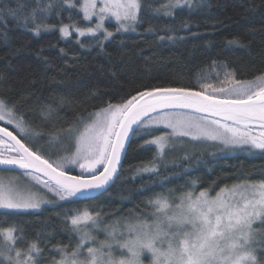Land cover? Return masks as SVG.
I'll list each match as a JSON object with an SVG mask.
<instances>
[{"label": "snow or ice", "instance_id": "6c2138e0", "mask_svg": "<svg viewBox=\"0 0 264 264\" xmlns=\"http://www.w3.org/2000/svg\"><path fill=\"white\" fill-rule=\"evenodd\" d=\"M65 5L76 7L72 0H48L47 3L34 0L30 11V5L21 0H17L16 7L7 3L0 5L3 28L0 35L8 41L9 20L39 35L41 29L50 27L45 23L49 15L53 12L59 15ZM184 5L195 7L193 0H167L155 8L147 0H83L80 5L83 18L90 21L96 16L95 27L62 24L59 32L62 37H69L72 28L78 37H96L103 29V38L97 40L103 47V41L114 35L104 28L106 17H114L117 32H135L144 14L162 13L173 17V9ZM181 26L188 29L189 23L183 21ZM168 31L174 29L169 26ZM158 38L174 39L171 35ZM229 43L239 44V41L233 39ZM225 82L219 88L201 83L204 91L183 87L145 89L120 103L109 101L106 107L92 114L90 122L81 120L83 130L74 124L47 133L50 147L65 136L69 144L74 141L75 150L59 163L46 158L42 148H33L24 142L30 134L37 138L45 134L31 130L23 115H17L16 105L0 98V122L11 125L16 132L7 126L0 127V166H4L0 169L4 174L0 175V209H39L42 204L68 201L85 193L107 192L119 178L130 134H139V129L163 125L171 130L161 135L144 133L152 136L145 144L156 147L160 161L166 158L176 137L232 147L247 146L264 152V73L247 81L236 79L234 72L225 73ZM208 89L223 94V98L206 94ZM63 102L61 99V105ZM169 109H189L208 115L173 113ZM150 113L157 115L152 117ZM42 114L45 118L49 115ZM209 116L221 119H208ZM253 125L260 129L258 134H253ZM155 159L138 171L159 176ZM77 164L80 174L70 175L68 165ZM16 169L21 170L20 175L6 176ZM41 188L56 200L46 198ZM120 211L107 220L100 211L88 209L66 215L63 223L71 226L76 242L54 245L48 252L47 264H264V255H257L258 248L264 250V180L225 185L214 196L209 189L197 193L193 182L188 191L179 195L174 189L154 192L139 212L130 210L127 215H120ZM23 232L15 224L0 226V264H43L46 259L45 248L41 247L43 234L38 233L28 241ZM22 242L24 246L19 247Z\"/></svg>", "mask_w": 264, "mask_h": 264}, {"label": "trees", "instance_id": "16d2710c", "mask_svg": "<svg viewBox=\"0 0 264 264\" xmlns=\"http://www.w3.org/2000/svg\"><path fill=\"white\" fill-rule=\"evenodd\" d=\"M21 2L28 3L30 11L34 0ZM72 2L75 8L65 5L59 15L50 14L45 21L50 27L41 29L39 35L18 27L12 20L7 24L8 41L0 35V98L16 105L17 115H23L31 130L45 134L43 138L30 134L24 142L42 148L43 155L53 162L70 156L73 142L69 144L65 136L50 147L47 133L74 124L79 130L81 120L106 107L109 101L117 104L137 91L152 88L204 91L201 83L214 88L224 86L225 73L234 72L236 79L246 81L264 73V0H193L195 7L175 8L173 17L144 14L135 32H117L116 24L108 21L105 28L114 35L103 41V47L97 43L103 31L96 37H78L76 33L62 37V24L91 25L79 10L80 1ZM147 2L155 8L167 0ZM5 3L17 6V0H0V5ZM183 21L189 23L188 29L181 26ZM29 26L35 28L33 24ZM169 26L174 31H168ZM149 27L154 30L147 31ZM162 35L174 39L160 40ZM233 39L239 44H230ZM78 40L85 46L81 47ZM206 94L223 98V94L212 93L211 89ZM42 113L49 115L45 118ZM7 127L16 134L12 126ZM154 129V135L165 133L163 128ZM142 130L133 134L119 178L107 192L58 201L38 211L0 210V226L15 224L24 230L28 241L42 233L41 247L46 251L43 264H47L48 252L54 245L76 242L71 226L63 223L66 215L88 209L100 211L107 220L117 210H121L120 215L144 210L146 200L164 189H174L179 195L195 182L197 193L209 189L212 195L225 185L264 180V152L260 150L243 147L224 153L172 151L160 161L155 147L145 144L152 136ZM154 157L159 176L138 171ZM69 170V174L77 175L74 169ZM18 246L23 247L24 242ZM257 255H264V250L258 248Z\"/></svg>", "mask_w": 264, "mask_h": 264}, {"label": "rangeland", "instance_id": "374dc122", "mask_svg": "<svg viewBox=\"0 0 264 264\" xmlns=\"http://www.w3.org/2000/svg\"><path fill=\"white\" fill-rule=\"evenodd\" d=\"M79 1H80V4H79V7H80V5L83 3V0H79ZM79 10H80V8H79ZM81 14L83 15L82 11H81ZM86 21H88V20H86ZM108 21H110L112 23H115L117 28H118V24L116 23L114 17H111V16L106 17V19L104 21V28H105L106 22H108ZM88 22L91 23V25L89 27H95V24L98 22L97 17L93 16L92 19L90 21H88ZM69 30H70V32H72V34L75 33V31L72 28H70ZM101 31H103V29ZM101 31L98 32V33H101ZM120 32H124V31H120ZM127 32H130V31H127ZM212 95H217V94H212ZM170 112H173V113H190V114L195 115V116H200V115H198L196 113L186 112V111H170ZM94 113H92V114H94ZM92 114L90 116H88L87 118H85V120H83V122H85V123L90 122V117L92 116ZM156 115L157 114L153 115L152 117H154ZM208 119H210V118H208ZM0 124L2 126H11V125H5L4 122H0ZM154 128H163L165 130V132H170L171 131L170 129L164 128L163 125H159V126H155L153 128H150L148 130L143 129L142 133H145V131L153 132V131H155ZM79 130H83V124L82 123H80V129ZM158 130H160V129H158ZM252 131H253V134H258L260 129L257 126L253 125L252 126ZM72 146H73V148L75 150L74 141H73ZM152 146H154V145H152ZM243 147L248 148L247 146H239V147L225 146V145H223V144H221L219 142H213V141L194 142V141H191L189 137H182V138L181 137H176V138H174V142H173V145L171 147V150L168 151V152L171 153L172 151H175V152H178V153H182V152H185V151H189V152L195 153L197 151H208V152L211 151V152H214V153H219V152L220 153H224V152H229V151H235L236 149L243 148ZM155 149H156V147H155ZM156 151H157V149H156ZM157 153H158V151H157ZM158 158H159V154H158ZM68 167L71 168V169H74L75 170L74 172L77 173V174H80V172H81V170L79 169L78 164L77 165H68ZM0 175H4V174L2 172H0ZM18 175H20V173L12 172V173L6 174V176H18ZM40 191L42 192V194L46 195V198L52 199V200H56V198L51 193H47L46 189H42L41 188ZM212 195L214 196L215 194H212ZM56 202H58V201H56ZM52 204L53 203L42 204L39 209H27V210H24V209H18V210L0 209V210L21 211V212L38 211L43 206H48V205H52Z\"/></svg>", "mask_w": 264, "mask_h": 264}, {"label": "water", "instance_id": "95a60500", "mask_svg": "<svg viewBox=\"0 0 264 264\" xmlns=\"http://www.w3.org/2000/svg\"><path fill=\"white\" fill-rule=\"evenodd\" d=\"M167 111H186V112H192L191 110H189V109H169V110H167ZM156 113H150V116H153V115H155ZM196 114H198V115H200V116H207L208 114H206V113H196ZM149 117H144V119L145 120H147ZM208 118H210V119H221V117H219V116H217V117H208ZM230 123V122H229ZM0 127H2L1 125H0ZM135 127V126H134ZM134 134V133H133ZM133 134H130V141H131V138H132V136H133ZM130 143V142H129ZM125 155V154H124ZM124 155H123V157H122V160H123V158H124ZM121 163H122V161H121ZM3 167L4 166H0V169H3ZM15 173H21V170H19V169H16L15 171H14ZM97 195H100L99 193H95V192H89V193H85L84 195H82V196H89V197H94V196H97Z\"/></svg>", "mask_w": 264, "mask_h": 264}]
</instances>
